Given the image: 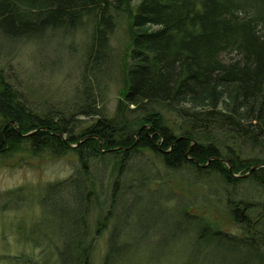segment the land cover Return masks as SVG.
<instances>
[{"label":"trees","instance_id":"obj_1","mask_svg":"<svg viewBox=\"0 0 264 264\" xmlns=\"http://www.w3.org/2000/svg\"><path fill=\"white\" fill-rule=\"evenodd\" d=\"M33 2L37 10L30 15L20 11L17 0H0L3 48L56 30L72 33L84 18L91 29L66 104L47 101L32 106L0 67V158L19 151L54 156L70 151L76 164L68 178L36 190L43 220L46 213L59 215L67 223L64 235L51 234L43 241L19 227L24 242L40 244L49 238L47 244L56 256L52 263L49 257L46 261L19 253L9 255L14 261L0 257V264H90L92 228L99 232L109 222L101 264H164L166 248L179 234L186 243L182 264H196L215 248L243 253L253 264H264L261 12L246 0H30L29 4ZM123 14L127 42L115 52L109 38ZM115 70L120 72V97L109 115L105 91ZM224 92L230 101L222 110L217 104ZM199 95L208 100L207 108L189 104ZM74 114L88 117L89 124L75 126ZM150 155L168 172L209 185L211 191L202 202L208 204L211 198L221 204L239 232L225 228L208 208L192 210L163 172L155 181L158 185L151 186L156 168L151 167ZM20 191L1 192L2 209L24 201ZM142 199L147 209L167 212L177 206L167 239L158 237L162 232L157 230L147 235V242L165 241L160 254L139 250L129 236L132 224L126 229V220L134 218L122 211L138 208ZM93 218L94 225L89 222Z\"/></svg>","mask_w":264,"mask_h":264},{"label":"rangeland","instance_id":"obj_2","mask_svg":"<svg viewBox=\"0 0 264 264\" xmlns=\"http://www.w3.org/2000/svg\"><path fill=\"white\" fill-rule=\"evenodd\" d=\"M17 1L18 3L20 2V11L30 15L36 12L37 8H35L36 4L34 2L30 5V0ZM246 1L251 2L256 10L261 12L262 18H264V0ZM126 27L127 17L123 14L118 17L116 26L109 38V46L115 52H121L125 47L127 42ZM90 29L91 22L84 18L83 22L72 33L64 35L62 30H56L51 33H45L42 38L22 40L17 44L8 45L6 48H3L4 38L0 33V67L3 69L7 79L15 83L17 89L22 92L24 99L32 106L40 104L41 107L43 103L46 105L47 101L49 103L53 102L57 106L60 103L66 104L72 92V84H74V80L75 82L77 81L76 76L82 62L84 43L88 38ZM7 42L9 41L7 40ZM9 43H13V41ZM1 49L4 51H1ZM116 64H118L117 61ZM118 73H120L119 70H115L114 74L111 75L113 80L109 82L108 89L105 91L104 105L109 115L114 114L117 100L120 97ZM190 101L189 104H193L197 108H207L208 100L204 95H199ZM229 101V95L224 92L217 104V108L224 110ZM73 118L78 120L74 121L75 126L88 125L90 122V119L84 115L74 114ZM72 129L76 130L77 128L73 126ZM143 159L146 160V158ZM149 159L152 163L151 167L156 168L154 182H151V186L156 187L158 185V177L163 172L171 184L170 187H173L177 192L183 193L186 199L190 201L189 204L192 210L208 208V212L221 221L225 228H228L231 232H239V225L231 220L228 212L222 208L221 204H216L215 200L211 201L210 196L208 197L210 200L207 199L210 203L204 204L202 202L201 198L205 199L207 197L205 194H207L208 190L209 193L211 191L209 185L200 181L193 182L192 179L183 178L177 173L168 172L154 156L150 155ZM75 164L76 156L70 151L59 156L44 152L42 154H34L28 151H19L0 158V193L8 189L21 188L20 192L22 197H24V201L13 207L9 205L8 208L2 209L0 206L1 258L5 257L7 261H14V257L8 259L9 255L14 256L20 253L35 259L43 257L42 259L46 261H48L49 257L50 263H52V259L54 260L56 256L52 251V247L50 248L47 244V242L50 244L49 238L47 237V241L40 244L33 241L24 242L26 238L22 237L23 233L19 227L28 229L27 231L33 232L31 233L32 236L35 234L39 240L43 241H45L43 239L45 236L51 234L64 235L63 229L67 225L66 220L60 218L59 215L51 216L47 213L43 220L44 214L37 199L38 191L36 192V190L39 186L55 184L68 178L72 174ZM133 164L134 162L129 163V168H132ZM137 168L135 167L134 170H137ZM128 174L129 172L126 171L124 176ZM107 176L109 177L108 170ZM254 196L261 198L260 195L254 194ZM0 201V205H2L5 199L0 198ZM172 202H168V205ZM131 209H124L122 214L125 215V212H127V217L133 216L134 218L132 222L129 219L126 220L128 223L126 229L128 230L132 224L129 236L136 241L134 242L135 246L146 253L150 252L152 255L160 254L162 248L167 246L164 244L165 241L157 238L152 242H147V235L157 230L162 232H160L161 235L158 237L164 236L167 239L173 231L171 226L174 219L171 218V215L176 213L177 206L167 212L159 210L157 207L147 209L145 206L143 207L142 199L138 208ZM159 212L161 220L158 218ZM41 220L43 222L38 223ZM94 221L95 218L89 220L93 225ZM163 222H167L168 225ZM110 228L111 222L107 223L106 228L103 227L99 232L98 229L92 228L94 245L90 254V264H101ZM180 237L181 234L175 237L177 238L175 243L170 242L172 246L166 248L168 255L161 258L167 259L164 264H182L181 257L185 251L186 243H184L183 238L179 240ZM171 250H175L176 253L170 255L169 252ZM196 264H253V262L250 258H246L243 253L235 254L229 249L215 248L202 255Z\"/></svg>","mask_w":264,"mask_h":264}]
</instances>
